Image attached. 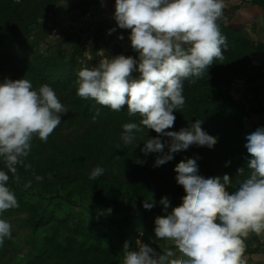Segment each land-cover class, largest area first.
Masks as SVG:
<instances>
[{"label":"rangeland","instance_id":"rangeland-1","mask_svg":"<svg viewBox=\"0 0 264 264\" xmlns=\"http://www.w3.org/2000/svg\"><path fill=\"white\" fill-rule=\"evenodd\" d=\"M232 12L224 14L218 24L222 33L238 38L241 45L228 43L224 62L214 61L209 73L195 84L185 81L186 102L174 111L176 120L169 129L178 131L203 120L204 129L217 138V143L211 149L193 145L154 167L159 153L141 152L146 137L159 135L154 130L137 133L139 142L134 148L124 147L120 140L122 130L117 125L125 124L127 118L139 123V115L130 117L126 108L115 112L76 94L81 68L96 66L118 54L137 55L128 39L130 30L116 25L114 0H65L64 4L63 0H0V33L29 53L24 63L4 61L0 56V82L25 78L39 87L44 83L31 80L29 64L45 60L56 66L70 64L75 77L70 84L50 85L67 112L61 114L60 125L46 142L33 139L25 159L27 166H17L15 175L9 173L12 180H17L23 171L24 178L18 181L23 200L18 197L21 191H14L19 207L2 214L12 226V236L0 247V264H122L123 243L128 241L136 248L140 238L160 254L175 250L172 241L156 238L153 231L159 200L167 197L177 206L186 195L176 182L175 165L195 158L205 178L228 174L236 185L247 177V160L251 157L245 148L246 136L264 126L258 70L264 55L259 57L255 50L259 44L252 29L234 23ZM113 28L115 31L109 33ZM86 101L92 109L84 113L82 104ZM97 111L100 115L93 122ZM96 166L105 172L90 180ZM240 168H244L243 174L237 173ZM132 186L139 187L145 197H130ZM151 199L154 206L145 209L142 202ZM109 208L110 213L106 211ZM48 213L52 216L46 225L36 227V220L48 218ZM245 243L246 249L264 246V234L250 233Z\"/></svg>","mask_w":264,"mask_h":264},{"label":"clouds","instance_id":"clouds-1","mask_svg":"<svg viewBox=\"0 0 264 264\" xmlns=\"http://www.w3.org/2000/svg\"><path fill=\"white\" fill-rule=\"evenodd\" d=\"M226 6V0H114V20L120 29L130 30L128 39L136 57L118 54L77 73L79 97L115 112L126 108L130 117L139 115V123L122 126L124 147H136L137 133L145 129L159 134L146 137L141 148L145 155L159 153L154 167L193 145L211 149L217 143L204 129L203 120L178 131L169 129L176 120L174 111L186 102L185 81L195 84L214 61H225L228 40L218 20ZM66 112L47 83L34 87L25 78L0 82V161L4 165L0 168V247L12 236V226L2 214L19 207L9 173L15 175L17 166H27L33 139L46 142ZM99 115V111L93 115V122ZM246 141L249 174L236 185L228 174L205 178L195 158L175 165L176 182L186 195L177 206H170L167 197L159 200L166 214L155 217L153 231L156 238L172 241L179 254L174 250L160 254L140 239L136 248L125 241L122 264H246V239L250 233L264 234V126L248 134ZM104 172L96 166L89 179L96 180ZM237 173L243 174L244 168ZM142 206L151 209L154 201L144 200Z\"/></svg>","mask_w":264,"mask_h":264},{"label":"trees","instance_id":"trees-1","mask_svg":"<svg viewBox=\"0 0 264 264\" xmlns=\"http://www.w3.org/2000/svg\"><path fill=\"white\" fill-rule=\"evenodd\" d=\"M256 3H258L263 11H264V0H254ZM1 32V31H0ZM224 36H228L227 33H222ZM230 37V36H228ZM231 40H228V43L230 42H235V43H239L241 45V40H239L238 38L231 36L230 37ZM238 51H240V48H237ZM255 50L257 52H264V44H259L258 46L255 47ZM248 52L251 51V47L249 46L247 49ZM0 56L1 59L4 61H17L19 63H24L28 60L29 57V53L27 51L26 47L20 46V47H16L14 45L13 42L8 40V37L5 34H1L0 33ZM71 68L72 66L70 64H60L58 66H56L53 62L49 61V60H45L42 61L40 64H29V69H30V77L31 80L34 83H47L51 86H61L64 84H70L71 82L74 81L75 77L74 75L71 73ZM261 68H258V70H260ZM203 85L206 84V82H202ZM92 107L90 106V102L86 101L82 104V111L88 112L91 111ZM124 123H128V122H137V119H132V118H127L123 121ZM122 123L117 125L118 129L122 130ZM1 163V161H0ZM23 165H20V168ZM24 178V173L23 171L20 172V176L17 180H12L10 178L9 181V186L12 188L13 191H21L18 187V181H21ZM22 191L18 194L19 199L23 200V195H22ZM25 195V194H24ZM137 195H140L142 197H145L146 193L141 192V189L137 186H132L131 190L129 192V196L130 197H136ZM133 197V198H134ZM37 198L39 199V196H37ZM170 202V201H169ZM170 206H174L171 202H170ZM171 210V207L168 209V211ZM155 211H156V216H162L165 215V210L163 209V206L160 205L159 203L156 204L155 206ZM48 218H39L38 220H36L35 225L36 227H41L46 225V223L51 219L52 214L48 213L47 214ZM100 225V223L98 224ZM92 226H96V224H92ZM145 238H140L141 241H143Z\"/></svg>","mask_w":264,"mask_h":264},{"label":"crops","instance_id":"crops-1","mask_svg":"<svg viewBox=\"0 0 264 264\" xmlns=\"http://www.w3.org/2000/svg\"><path fill=\"white\" fill-rule=\"evenodd\" d=\"M226 4L223 15L234 11V13L232 12L234 23L246 30L251 28L256 44H264V11L262 7L254 0H226ZM263 55V51L258 53L259 57H263ZM259 68H261L259 83L264 99V63ZM174 251L179 254L178 250ZM245 257L246 264H264V246L259 245L246 249Z\"/></svg>","mask_w":264,"mask_h":264}]
</instances>
